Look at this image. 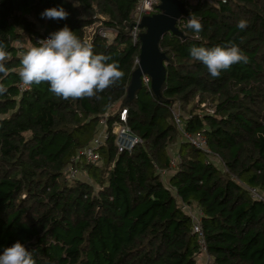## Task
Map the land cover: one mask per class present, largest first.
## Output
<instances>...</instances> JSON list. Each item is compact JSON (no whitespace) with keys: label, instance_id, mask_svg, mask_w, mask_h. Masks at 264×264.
<instances>
[{"label":"trees","instance_id":"obj_1","mask_svg":"<svg viewBox=\"0 0 264 264\" xmlns=\"http://www.w3.org/2000/svg\"><path fill=\"white\" fill-rule=\"evenodd\" d=\"M182 1L189 12L177 25L183 36L165 34L159 45L166 66L159 93L143 82L130 97L139 0H0L8 52V75L0 74L7 88L0 94V254L19 241L35 264H199L191 209L202 212L211 264H264V201L248 190L264 195V0ZM53 7L68 17L41 18ZM190 15L201 32L187 27ZM65 25L84 42L98 25L89 44L118 62L122 79L93 98L64 100L47 83L20 92V53ZM101 31H114L113 41ZM229 42L247 62L218 77L190 56L193 45ZM124 110L140 140L131 151L117 145ZM105 117L99 164L75 163ZM182 131L203 134L210 154ZM70 165L83 177L71 178Z\"/></svg>","mask_w":264,"mask_h":264},{"label":"clouds","instance_id":"obj_2","mask_svg":"<svg viewBox=\"0 0 264 264\" xmlns=\"http://www.w3.org/2000/svg\"><path fill=\"white\" fill-rule=\"evenodd\" d=\"M40 15L47 19H66L69 14L63 7H53ZM187 27L196 33L203 30V25L194 15L189 16ZM237 27L245 29L247 21L241 19ZM189 52L192 59L201 62L212 77H218L236 63L247 62L246 55L231 42L210 48L193 45ZM7 60L6 45L0 42V74L4 77L8 75ZM110 60L112 57L109 55L95 54L90 44L79 39L65 25L20 53L18 75L25 87L47 83L49 91L64 100L93 98L115 85L124 75L118 62L109 63ZM6 91L7 88L0 83V94ZM0 264H35V261L31 251L17 241L0 254Z\"/></svg>","mask_w":264,"mask_h":264},{"label":"built area","instance_id":"obj_3","mask_svg":"<svg viewBox=\"0 0 264 264\" xmlns=\"http://www.w3.org/2000/svg\"><path fill=\"white\" fill-rule=\"evenodd\" d=\"M159 0H139V5L136 8V11L134 13L133 19H134V25L132 29V39L134 43H137V41L140 40V35L141 33V23L145 17L153 16V7L154 5L158 4ZM98 25H94L88 29V32L90 34V37L85 41L86 43H90L91 36L94 35L97 32ZM101 35L103 38H106L108 42H112L115 36L114 31H101ZM48 36L46 35H40L37 36L35 41L38 43L39 40L41 39H46ZM136 64L139 65V59L136 61ZM143 81L146 85L151 84V79L149 76H144ZM20 92H25L26 90H29L30 87H25L22 82H20L18 86ZM210 113H213L210 111ZM121 122L123 123L122 125H118L115 128V133L117 135V145L120 149V151L127 150L131 151L133 147L140 142L139 139L135 138L132 136L129 128L125 125L127 121V112L124 110L121 113L120 116ZM177 125L181 128L182 127V120L180 116L175 117ZM102 124H103V129L100 131V133L97 134V136L93 139L91 144L87 146L85 149L79 152V156L76 158L75 163L80 162L81 158L83 161H85L88 164H99L101 157L100 154L98 153V149L100 146L103 145V143L107 139V134L105 132V125H106V117L102 119ZM182 135L185 140L190 142L192 145L195 147L205 150L207 153L210 154V151L207 146V141L206 138L204 137L203 134L197 133L195 135H190L182 131ZM217 161V160H216ZM172 167L175 166V162H172ZM67 172L69 176L73 179H78L83 176L82 172L76 168L74 165H70L67 168ZM160 173L165 177L167 172L165 171H160ZM252 198L254 199H259L264 201V195L260 194L256 189L254 188H249L248 189ZM188 214L192 217L194 226L193 230L194 233L198 236V244L201 248L202 254L200 255L199 258V264H211V259L207 254L206 251V244H205V239L201 227V218H202V212L201 211H193L191 209L187 210Z\"/></svg>","mask_w":264,"mask_h":264},{"label":"water","instance_id":"obj_4","mask_svg":"<svg viewBox=\"0 0 264 264\" xmlns=\"http://www.w3.org/2000/svg\"><path fill=\"white\" fill-rule=\"evenodd\" d=\"M161 13L145 17L141 28L145 30L140 35L141 50L139 65L134 71L129 87V95L134 94L142 87L143 77L149 76L152 90L158 94L161 84L165 80V55L160 51V42L165 34L172 33L183 36L178 28V22L189 15L188 9L182 0H159Z\"/></svg>","mask_w":264,"mask_h":264},{"label":"rangeland","instance_id":"obj_5","mask_svg":"<svg viewBox=\"0 0 264 264\" xmlns=\"http://www.w3.org/2000/svg\"><path fill=\"white\" fill-rule=\"evenodd\" d=\"M96 26H97V25H96ZM175 110H176L175 113H176V114H179V111H178L177 109H175ZM82 177H83V176H82Z\"/></svg>","mask_w":264,"mask_h":264}]
</instances>
